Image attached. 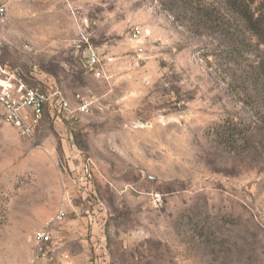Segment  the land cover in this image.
Returning <instances> with one entry per match:
<instances>
[{
	"label": "rangeland",
	"instance_id": "1",
	"mask_svg": "<svg viewBox=\"0 0 264 264\" xmlns=\"http://www.w3.org/2000/svg\"><path fill=\"white\" fill-rule=\"evenodd\" d=\"M1 5L0 60L92 103L34 137L0 107V264H264V43L221 0Z\"/></svg>",
	"mask_w": 264,
	"mask_h": 264
},
{
	"label": "built area",
	"instance_id": "2",
	"mask_svg": "<svg viewBox=\"0 0 264 264\" xmlns=\"http://www.w3.org/2000/svg\"><path fill=\"white\" fill-rule=\"evenodd\" d=\"M4 11L0 6V16ZM96 76L100 72L95 71ZM91 101L76 93L71 101L54 81H45L32 86L24 80L21 73L8 63L0 60V107L5 122L11 124L24 137H34L44 115L56 123L63 119L74 118L90 109ZM64 196L59 208L47 222V226L59 222L63 217ZM49 227L36 233V255L44 253L49 239Z\"/></svg>",
	"mask_w": 264,
	"mask_h": 264
},
{
	"label": "trees",
	"instance_id": "3",
	"mask_svg": "<svg viewBox=\"0 0 264 264\" xmlns=\"http://www.w3.org/2000/svg\"><path fill=\"white\" fill-rule=\"evenodd\" d=\"M263 2L264 0H221V3L226 6V8L234 13L244 24L246 29L257 39L258 43H264V9L260 10L257 8H252V5L255 3ZM261 7V5H260ZM208 16L212 14L213 8H204ZM237 46H232L231 53L233 56L240 55L239 52L234 51ZM259 67L261 68L262 73L264 74V58L259 62Z\"/></svg>",
	"mask_w": 264,
	"mask_h": 264
},
{
	"label": "crops",
	"instance_id": "4",
	"mask_svg": "<svg viewBox=\"0 0 264 264\" xmlns=\"http://www.w3.org/2000/svg\"><path fill=\"white\" fill-rule=\"evenodd\" d=\"M89 54V52L87 51V55ZM87 59H89L90 60V58H89V55H88V57H87ZM46 73H43V74H41V73H36V74H34L35 76V79L36 80H40V83H45V81H54L55 83H57L58 84V86L63 90V92L65 93V95L71 100V101H74V94H72V92L70 93V92H67V89H65V87L64 86H62L61 84H59L56 80H55V78L54 77H52V76H49V75H45Z\"/></svg>",
	"mask_w": 264,
	"mask_h": 264
},
{
	"label": "water",
	"instance_id": "5",
	"mask_svg": "<svg viewBox=\"0 0 264 264\" xmlns=\"http://www.w3.org/2000/svg\"><path fill=\"white\" fill-rule=\"evenodd\" d=\"M89 58L92 59L91 53L89 52Z\"/></svg>",
	"mask_w": 264,
	"mask_h": 264
}]
</instances>
